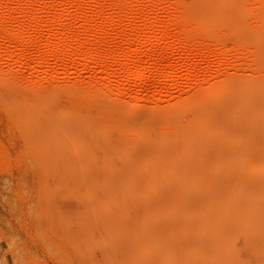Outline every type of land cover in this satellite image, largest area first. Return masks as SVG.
Listing matches in <instances>:
<instances>
[{
	"label": "rangeland",
	"instance_id": "rangeland-1",
	"mask_svg": "<svg viewBox=\"0 0 264 264\" xmlns=\"http://www.w3.org/2000/svg\"><path fill=\"white\" fill-rule=\"evenodd\" d=\"M205 2L0 0V264H217L216 235L191 216L210 199L197 173L219 174L213 162L230 148V190L262 177L252 163L264 90L251 84L264 85V29L253 18L264 0H230L228 11ZM125 65L147 80L132 84ZM176 128L194 147L179 158L187 178L134 180L150 165L120 145ZM252 216L230 212L218 236L230 263L264 264Z\"/></svg>",
	"mask_w": 264,
	"mask_h": 264
},
{
	"label": "bare ground",
	"instance_id": "bare-ground-1",
	"mask_svg": "<svg viewBox=\"0 0 264 264\" xmlns=\"http://www.w3.org/2000/svg\"><path fill=\"white\" fill-rule=\"evenodd\" d=\"M205 2V0H203ZM213 1V0H212ZM191 2V1H190ZM220 2V1H219ZM240 2H242V0H240ZM188 3V2H187ZM193 3V2H192ZM203 3V2H202ZM221 3V2H220ZM230 0H222V4L224 7L227 8V11L228 9H230ZM197 4V3H196ZM206 4V2H205ZM208 4V3H207ZM206 4V5H207ZM214 4V3H213ZM220 5V6H221ZM243 5V3H242ZM259 5V3H258ZM189 6V5H188ZM187 5L186 7L189 8ZM215 6V5H213ZM212 6V7H213ZM235 6H236V3H235ZM191 7H192V4H191ZM203 7V6H202ZM205 7V5H204ZM208 7V6H207ZM223 8V7H222ZM261 8V7H260ZM203 9V8H201ZM211 9V8H210ZM234 9V8H233ZM215 10H217L215 8ZM214 10V11H215ZM219 10V9H218ZM225 10V8L223 9ZM242 10V16L243 17H248L246 16L245 14H247V10L245 12V9H241ZM235 13H236V9H234ZM204 12V11H203ZM206 12L208 13V11L206 10ZM205 12V13H206ZM226 12V10H225ZM251 12V11H250ZM256 12V11H255ZM253 12V16H255L256 14L258 15L259 12L255 13ZM227 13V12H226ZM263 13V12H262ZM219 14V13H218ZM221 14V13H220ZM223 15V14H222ZM222 15H221V18H222ZM264 15V14H263ZM205 17H207V15L205 14L204 15ZM214 16V15H213ZM224 16V15H223ZM228 16V14H227ZM200 16L197 17V19H199ZM259 17V15H258ZM258 17H253L254 19L258 20L256 22L259 26H262L263 29H264V16L263 17H260L261 19H259ZM225 18V17H224ZM230 17L227 18V23L228 25H230ZM237 18V17H236ZM240 19V17H238ZM214 19V17L212 18ZM237 19V21L239 20ZM244 19H247V18H244ZM249 19V18H248ZM247 19V22H249V20ZM201 20V19H200ZM210 20V19H209ZM218 20L217 19V24H218ZM223 20V18H222ZM194 21V20H193ZM221 21V19H220ZM241 21L240 23H243L242 21L243 20H239ZM198 22L200 23V21L198 20ZM197 23V22H196ZM222 22H220V26L222 25L221 24ZM223 21V24L222 26L225 27V24H227ZM202 24H207V22L203 23L201 22V25L200 26H204ZM216 24V25H217ZM248 24V23H246ZM199 25V24H198ZM206 25V27H207ZM214 25V23H213ZM245 25V23H244ZM150 26V25H149ZM219 26V25H218ZM246 26V25H245ZM209 27H212V25H209ZM151 28V27H150ZM226 28V27H225ZM230 28V27H229ZM228 28V30H229ZM212 29V28H211ZM210 29V30H211ZM169 31V30H168ZM262 33V35H260V33ZM259 33V39L261 41H264V30H260ZM164 35V34H163ZM166 35V34H165ZM161 36V35H160ZM190 37V36H189ZM9 38V37H8ZM129 39L131 37H128ZM127 38V39H128ZM136 38H139V37H136ZM193 38V37H192ZM132 40V39H131ZM130 41V44H132V41ZM139 40H141L139 38ZM187 41H189L188 39H186ZM192 40V39H190ZM138 41V40H137ZM136 41V42H137ZM128 43V40L126 41ZM133 42H134V39H133ZM142 42V40H141ZM140 42V43H141ZM139 44V42H137ZM188 43V42H187ZM187 43L185 44L186 46ZM188 44H190L191 46H194L196 47L195 49H198L197 47L199 46V44H197V41H190ZM202 44V43H201ZM200 44V45H201ZM189 47V46H188ZM201 47V46H200ZM190 48V47H189ZM193 48V47H191ZM200 49V48H199ZM63 50V49H62ZM61 50V51H62ZM65 50V49H64ZM151 50V49H149ZM77 51V50H76ZM91 51V50H90ZM136 51V50H135ZM137 51H140L137 50ZM135 52L134 56L137 55L138 56V52ZM146 51V50H145ZM143 50L140 51V53L142 52H145ZM66 52V50H65ZM64 52V53H65ZM72 52V51H70ZM79 52V51H78ZM95 52V51H94ZM63 53V52H61ZM69 53V52H68ZM76 52H73L72 55H75ZM88 53L90 54V52L88 51ZM93 53V52H92ZM91 53V54H92ZM138 53V54H137ZM156 53V51H155ZM162 53V52H160ZM160 53H159V59H157V64L159 65L160 62H162L161 59H163L164 57V54L160 56ZM60 54V53H58ZM133 54V53H132ZM132 54L128 55L129 57L132 56ZM145 54H148L145 52ZM153 54H154V51H153ZM141 55V54H140ZM151 55V54H150ZM64 56V55H63ZM89 56V55H87ZM96 56H98L96 54ZM100 56V55H99ZM127 56V58H128ZM154 56V55H153ZM90 57V56H89ZM95 57V56H94ZM109 57V56H108ZM158 58V57H156ZM155 59V58H154ZM156 60V59H155ZM153 63H156V61H153ZM155 65V64H154ZM170 66V65H169ZM173 68L174 66L171 65L170 67V72L173 71ZM133 69V68H132ZM128 65H125L124 66V74H128V73H134V79L132 80V84H135V85H140L142 83H144L148 77H146L144 75V73L142 72V70L136 68V69H133L132 70ZM169 72V73H170ZM262 81H257V82H254L251 84L252 88L255 87L256 89V92L260 94V92L262 90H264V85L261 83ZM238 83L237 85H240V83L242 82H236ZM235 83V86H237ZM257 83V84H256ZM230 84V83H228ZM228 84H224V88L227 87H230V85L228 86ZM234 85V83L231 84V87ZM248 86V85H246ZM230 87V89H231ZM234 87V86H233ZM244 87V86H243ZM249 87V86H248ZM241 88V87H239ZM244 88H247V87H244ZM243 88V89H244ZM228 88H226L225 90L227 91ZM235 89V88H234ZM250 89V88H249ZM242 90V89H241ZM234 91V90H233ZM243 91V90H242ZM224 93V92H223ZM230 93V92H229ZM228 91L227 93H224V94H229ZM234 93V92H233ZM256 93V94H257ZM247 94V93H246ZM245 94V95H246ZM222 97L224 96L223 94H221ZM219 95V96H221ZM231 95V94H229ZM233 95V94H232ZM237 95V93H236ZM261 96V95H260ZM228 97V95H227ZM238 97V96H236ZM217 98V97H216ZM221 98V97H219ZM249 98V97H248ZM242 99V98H241ZM246 99V98H244ZM258 99L260 100V97H258ZM235 101V100H234ZM237 101V100H236ZM241 101V100H239ZM256 103V102H255ZM177 104V103H176ZM229 104V102H228ZM236 104V103H235ZM185 105H181L180 109H182L183 112H185V108L186 107H183ZM201 106V105H200ZM228 105H226L225 107H227ZM230 106V105H229ZM182 107V108H181ZM188 107V106H187ZM195 107V106H194ZM252 107V106H251ZM250 107V108H251ZM172 108V107H171ZM177 108V107H176ZM249 108V109H250ZM228 109V108H227ZM188 110V109H187ZM192 110V109H190ZM188 110V112L190 111ZM203 110V109H202ZM174 111V110H173ZM181 111V112H182ZM230 112V111H229ZM180 113V112H179ZM178 113V114H179ZM192 113V112H191ZM198 112H196L197 114ZM173 114V113H172ZM171 114V115H172ZM185 114V113H184ZM199 114V113H198ZM179 116V115H178ZM199 116V115H198ZM227 116V115H226ZM231 116V115H230ZM108 117V116H107ZM106 117V118H107ZM175 117V116H174ZM177 117V116H176ZM183 117V116H182ZM258 117V116H257ZM190 118V117H189ZM178 119V117H177ZM194 119V118H192ZM191 119V120H192ZM55 120V119H54ZM230 120V119H228ZM227 120V121H228ZM53 121V120H52ZM51 121V122H52ZM80 126V125H79ZM179 128V127H178ZM186 128V127H185ZM105 129V128H104ZM112 129V128H111ZM180 129V128H179ZM154 130V129H153ZM186 130V129H184ZM230 130V129H229ZM174 133H166V132H156V130L153 132V133H145L144 135V143L142 145H138V146H133V144L131 143H123L121 144L120 146L124 147L123 149L124 150H129V152H139L140 154H142V156L145 157L147 163L150 165V169L144 173H140V172H135V179L136 178H148L149 180H161V181H168V180H179V181H183L184 179H186V175H183L184 173L180 172L181 168L183 169L182 166H185L186 167V164L185 163H181L179 158L183 157L185 154L191 152V151H194V147L191 146V143L188 142V138H186V136H180L181 134L183 135V133L180 134L179 130L176 128L173 130ZM91 133V132H90ZM202 133V131H201ZM264 133V132H263ZM261 134V133H260ZM264 135V134H263ZM73 136V135H72ZM193 136V135H192ZM205 136V135H204ZM253 136V135H252ZM257 136V135H255ZM69 137V136H68ZM241 137V136H240ZM248 137H251V136H248ZM74 138V137H73ZM142 138V139H143ZM191 138V137H190ZM195 138H198V135L196 136L195 135ZM260 137H258L259 139ZM76 139V138H75ZM122 139V138H121ZM239 140V138H237ZM109 140V139H108ZM264 140V139H262ZM220 143V142H219ZM258 144L257 146V153L259 154L255 161L252 163V168L256 169V170H259L260 173L262 172V177H260V179L255 183H246V179L247 177H249V175H244L241 177V179L239 180V182H235L233 183L234 185L231 184V190H230V178H227V173L230 172V148L228 149H223V153L222 156L220 155L219 158H216V160L213 162V169L215 168H220V169H223L219 174L218 173H213L212 175H208L206 174V172L204 171L203 167L202 166H205L204 163L206 162H201L202 163V166H198V163L196 164V169H198V171H202L203 169V174L201 173H197L198 177L202 178L208 185L209 189H210V199L208 200V202L204 205L203 208H199V209H195L193 211L195 212H191V216L193 217H197L199 219V224L201 226V232L202 234L204 233L205 234V230H209V231H212L211 233L215 234L216 238H214L215 240V246H216V250H217V264H233L234 261L232 263H230V255H227V254H222L221 252V249L223 248L222 247V243L221 241H219L218 239V236L221 234H223V231H225L226 228H228V226H230V212H232L235 216V218L237 219L239 216V214H245L247 216H252L253 218H259V221H260V228H259V231L258 233L262 236H264V143H259V140L258 142H256ZM120 144V143H119ZM135 144V143H134ZM82 143H81V148H82ZM220 145V144H219ZM247 145V144H246ZM234 146V145H233ZM239 146V145H238ZM78 147V149H80L81 151V148ZM84 147V146H83ZM118 147V146H117ZM238 150V147L236 148ZM235 149V150H236ZM78 151V153L80 152ZM227 151V152H226ZM202 152V151H201ZM77 153V154H78ZM203 153V152H202ZM85 154V153H84ZM80 155V154H79ZM78 155V157H79ZM91 155V154H90ZM245 157V156H244ZM81 158V157H79ZM176 159V160H175ZM200 163V162H199ZM200 163V164H201ZM194 165V164H193ZM195 166V165H194ZM184 167V168H185ZM234 170V169H233ZM130 171V170H129ZM205 172V173H204ZM257 173V171H254ZM123 173V172H122ZM254 175V174H253ZM255 176V175H254ZM186 177V178H185ZM239 176H237V179ZM259 177V176H257ZM125 179V178H124ZM133 179V178H132ZM139 183V182H138ZM141 183V182H140ZM152 184V183H151ZM239 185H241L239 187ZM186 186V185H185ZM145 187V186H144ZM186 189V188H185ZM140 191H142L140 188H139ZM178 192V191H177ZM141 194V193H140ZM146 195V194H145ZM142 196V195H139V197ZM175 197V195H174ZM141 198V197H140ZM165 198V197H164ZM142 199V198H141ZM138 200V199H137ZM141 201V200H139ZM172 201V200H171ZM143 202V200H142ZM186 202V200H185ZM146 203V202H145ZM184 204V203H183ZM161 206H162V203H161ZM148 207V206H147ZM186 207V206H185ZM139 208V207H138ZM166 208V207H165ZM171 208V207H170ZM144 209V208H143ZM164 209V207H163ZM162 209V210H163ZM184 211H185V208H183ZM149 210V208H148ZM155 209H153L152 211H154ZM166 210V209H165ZM144 211V210H143ZM189 211V210H188ZM162 212V211H161ZM151 213V212H150ZM168 214V212H167ZM181 214V213H179ZM149 215V214H148ZM170 216V215H169ZM181 216V215H180ZM190 216V215H189ZM148 217V216H147ZM160 217V215H159ZM146 218V217H145ZM172 218V217H171ZM178 218V217H177ZM184 218V217H183ZM152 219V217H151ZM247 219V217H246ZM144 220V219H143ZM184 220V219H183ZM185 221V220H184ZM194 221V220H193ZM253 221V220H252ZM149 222V220H148ZM246 222V221H245ZM185 224V223H184ZM237 224V223H236ZM145 225V223H144ZM245 225L246 223H244V228H245ZM138 226V225H137ZM238 226V225H237ZM185 227V225H184ZM184 229V228H183ZM193 229V228H192ZM186 230V229H185ZM184 230V231H185ZM233 230H235L233 228ZM232 230V231H233ZM237 230V229H236ZM242 230H243V227H242ZM246 231V228L244 230V232ZM172 232V230H171ZM248 232V231H246ZM198 233V232H197ZM185 235H187L186 233H184ZM201 234V233H200ZM201 234V235H202ZM203 234V235H204ZM199 235V233H198ZM202 235V236H203ZM188 236V235H187ZM186 236V237H187ZM261 237V236H260ZM259 238V237H258ZM256 238V239H258ZM259 240V239H258ZM260 244V243H259ZM199 246V245H198ZM204 253V252H203ZM204 254H202L203 256ZM234 257V255H233ZM197 258H195L194 260H196ZM205 262V261H204ZM184 263V262H183ZM188 262H185L184 264H186ZM207 263V262H206Z\"/></svg>",
	"mask_w": 264,
	"mask_h": 264
}]
</instances>
